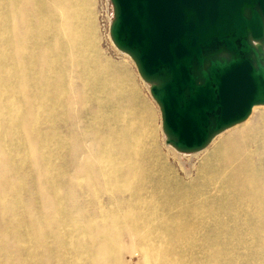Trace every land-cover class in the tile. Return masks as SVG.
Instances as JSON below:
<instances>
[{
  "label": "bare ground",
  "instance_id": "1",
  "mask_svg": "<svg viewBox=\"0 0 264 264\" xmlns=\"http://www.w3.org/2000/svg\"><path fill=\"white\" fill-rule=\"evenodd\" d=\"M79 112L98 153L62 173ZM156 120L128 66L101 54L93 0H0V168H9L0 214L14 245H0V257L9 249L20 264H127L128 235L143 264H264V112L219 136L191 171V161L174 156V170L160 152ZM31 163L54 208L46 213L35 198L29 216L20 174L31 176ZM63 177L125 208L77 221L59 203Z\"/></svg>",
  "mask_w": 264,
  "mask_h": 264
},
{
  "label": "water",
  "instance_id": "2",
  "mask_svg": "<svg viewBox=\"0 0 264 264\" xmlns=\"http://www.w3.org/2000/svg\"><path fill=\"white\" fill-rule=\"evenodd\" d=\"M114 47L158 105L166 144L194 154L264 106V0H110Z\"/></svg>",
  "mask_w": 264,
  "mask_h": 264
},
{
  "label": "rangeland",
  "instance_id": "3",
  "mask_svg": "<svg viewBox=\"0 0 264 264\" xmlns=\"http://www.w3.org/2000/svg\"><path fill=\"white\" fill-rule=\"evenodd\" d=\"M93 1L94 13L96 17V30L99 38V48L101 50V54L110 62L128 66L130 74L132 75V78L138 89V93L151 106L156 114L158 148L164 156H169L170 154L171 159L169 163L174 170L181 171L179 161H181L182 164H187V162L191 161V163L186 167L187 170L191 171L193 166H198L200 164V158L203 152L208 149L219 136L239 126L244 127L247 126V124H257L258 120L262 116V112H264V106L255 108L252 115L246 122L239 124L217 136L213 140V142L201 152L194 154H184L179 153L168 146L166 144V137L162 130L161 112L158 105L150 95L149 85L141 79L133 61L127 55L119 52L114 47L111 41L110 24L113 20V7L110 0ZM74 107H76V105ZM86 118L87 116L79 112V114L74 115L72 121L70 122L73 129L72 136H75L76 140L74 141L73 139H71L69 146H67V150L62 151L60 154L58 168L62 173L80 170V162H82L83 160H91L98 153L99 143L94 138V129L91 126V123L88 121L85 123ZM69 148H72L70 154H68ZM174 156H178L183 159L174 161ZM27 171L31 172V176L27 177L24 173L20 174V177H22V181L25 183L22 190L21 205L22 209L25 211V214L29 216L33 215L32 213H34L33 210H35V205L39 204L35 203V198H38L41 201L40 205L43 206V211H45L46 213L52 211L54 207L47 206L51 198L44 191L43 185L38 181V178L44 175L38 170H35L32 163L31 165H28ZM0 173H9V168L7 167V169H4L3 167H1ZM10 179L11 181H13V183L17 181V178L15 176H11ZM61 180H63V192L60 194L59 203H62L64 209L68 211L77 221L84 219V216L100 218L101 216L107 215L109 212L113 211V206L115 205H119L120 209L125 208L124 204L118 201L113 202V198H109L102 191L98 193V195L94 194L90 190L89 185H87L83 181H80L76 178L67 177H63L61 178ZM14 211H20L17 205L15 206V209L13 211H10L8 213V216L15 217L16 213ZM101 226L102 223L99 222L98 227ZM11 237L12 231L10 228L4 226L0 214V245H4L5 247L12 249L14 245L10 241ZM128 237L130 236L125 235L120 243L121 256L123 261L127 264H143L142 256L139 255V253L135 252L139 246V243L134 239L129 241L127 239ZM8 253L9 249H6V253H4L3 256L0 257V263L20 264L21 260L16 253L11 259L7 257ZM43 264H48V262L43 261Z\"/></svg>",
  "mask_w": 264,
  "mask_h": 264
}]
</instances>
